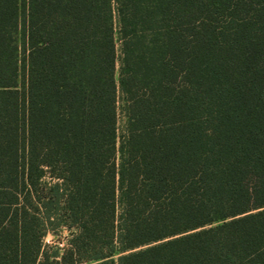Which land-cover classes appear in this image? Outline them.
I'll return each mask as SVG.
<instances>
[{
	"label": "trees",
	"instance_id": "1",
	"mask_svg": "<svg viewBox=\"0 0 264 264\" xmlns=\"http://www.w3.org/2000/svg\"><path fill=\"white\" fill-rule=\"evenodd\" d=\"M0 264H264V0H0Z\"/></svg>",
	"mask_w": 264,
	"mask_h": 264
},
{
	"label": "rangeland",
	"instance_id": "2",
	"mask_svg": "<svg viewBox=\"0 0 264 264\" xmlns=\"http://www.w3.org/2000/svg\"><path fill=\"white\" fill-rule=\"evenodd\" d=\"M122 126H123V118H121V122H120V132L122 130ZM68 238H69V232L63 230L58 235L49 234L45 238V243L50 245H58L61 248H66Z\"/></svg>",
	"mask_w": 264,
	"mask_h": 264
}]
</instances>
